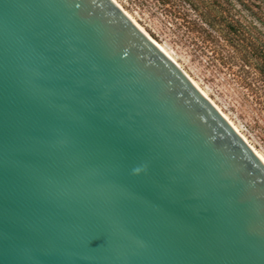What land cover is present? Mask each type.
<instances>
[{"label":"water","instance_id":"obj_1","mask_svg":"<svg viewBox=\"0 0 264 264\" xmlns=\"http://www.w3.org/2000/svg\"><path fill=\"white\" fill-rule=\"evenodd\" d=\"M0 264H264V163L112 0H0Z\"/></svg>","mask_w":264,"mask_h":264},{"label":"rangeland","instance_id":"obj_2","mask_svg":"<svg viewBox=\"0 0 264 264\" xmlns=\"http://www.w3.org/2000/svg\"><path fill=\"white\" fill-rule=\"evenodd\" d=\"M264 158V0H115Z\"/></svg>","mask_w":264,"mask_h":264},{"label":"bare ground","instance_id":"obj_3","mask_svg":"<svg viewBox=\"0 0 264 264\" xmlns=\"http://www.w3.org/2000/svg\"><path fill=\"white\" fill-rule=\"evenodd\" d=\"M112 1H114V3L147 35V36H149L144 30H143V28L141 27V26H139L138 24H137V22H135V20L115 1V0H112ZM150 37V36H149ZM151 38V37H150ZM151 40H153L152 38H151ZM153 42L163 51V53H165V55H167L181 70H182V68L175 62V60L170 56V54L160 45V44H158L155 40H153ZM184 73H185V75H187L186 74V72L184 71V70H182ZM187 77L192 81V83L199 89V91L210 101V103L223 115V117L229 122V124L235 129V131H237V133L249 144V142L244 138V136L240 133V131L238 130V128L234 125V124H232V122L225 116V114H223L222 112H221V110L214 104V102L207 96V94L205 93V91L204 90H202L199 86H198V84L190 77V76H188L187 75ZM249 146L255 151V153L257 154V156L262 160V162L264 163V158L262 157V155L258 152V151H256L250 144H249Z\"/></svg>","mask_w":264,"mask_h":264},{"label":"trees","instance_id":"obj_4","mask_svg":"<svg viewBox=\"0 0 264 264\" xmlns=\"http://www.w3.org/2000/svg\"><path fill=\"white\" fill-rule=\"evenodd\" d=\"M260 71L264 73V60L260 63Z\"/></svg>","mask_w":264,"mask_h":264}]
</instances>
